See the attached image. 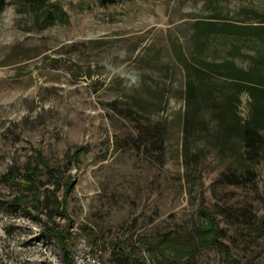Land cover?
<instances>
[{"label": "rangeland", "instance_id": "rangeland-1", "mask_svg": "<svg viewBox=\"0 0 264 264\" xmlns=\"http://www.w3.org/2000/svg\"><path fill=\"white\" fill-rule=\"evenodd\" d=\"M5 1L0 264H64L60 245L44 229L67 224L73 258L83 239L105 264H111L116 246L135 260L131 264H154L137 240L170 231L189 237L201 192L237 261L264 264V237L247 223L264 220V161L256 167L254 184L218 181L231 154L211 148L205 133L199 139L185 136L187 73L175 57L178 47L187 56L230 58L248 69L264 56V37L217 30L203 36L197 48L193 27L199 21L264 28V0H55L66 15L54 13L52 24L26 11L22 0ZM217 82L229 89V83ZM239 97V112L247 119L250 98ZM155 123L167 129L163 150L148 143L133 148L132 140L140 139L138 125ZM85 146L89 152L81 161L73 159ZM37 150L61 183L73 180L66 199L69 217L45 208V196L54 189L49 174L40 179L41 209L23 187L2 179L10 169L20 176ZM58 196L63 199L62 188ZM20 197L25 202L12 205ZM187 246L180 253L195 249V264H226L217 248Z\"/></svg>", "mask_w": 264, "mask_h": 264}, {"label": "trees", "instance_id": "trees-1", "mask_svg": "<svg viewBox=\"0 0 264 264\" xmlns=\"http://www.w3.org/2000/svg\"><path fill=\"white\" fill-rule=\"evenodd\" d=\"M22 2L26 11L34 13L37 18L43 16L50 24L53 23L51 19L54 13L61 11L62 15H66L63 6L55 0L51 3L43 0H22ZM6 7V1L0 0V13ZM193 28L194 33L191 41L196 42L197 48L201 47L203 36L217 30L222 34L248 35L259 39L264 37V28L254 25L223 24L217 27L212 22L198 21ZM175 57L187 73L185 84L187 108L183 119L185 136L199 139L201 135L206 134L205 141L211 148L218 149L223 155L231 154L232 163L227 166L228 170L219 177L220 183L238 187L254 184L258 174L256 167L264 161V56L256 57L255 62L248 69L237 65L230 58L217 61L207 60L197 54L187 56L178 47H175ZM218 80L229 83V89H224L222 85L218 84ZM240 94H246L250 98V113L247 119H243L239 112ZM138 128L141 132L140 139L132 140L133 148L139 150L142 145L148 143L155 151L163 150L167 131L163 125L160 123L150 126L141 124L138 125ZM88 152L87 146L78 148L73 152V159L81 161V158ZM35 157V161L28 162L20 176L15 175L13 169H10L2 179L23 187L28 196L31 195L33 200L38 203V208L41 209L43 202L40 200L42 196L39 186L40 179L44 173L49 174L53 180L54 189L45 196V208L49 209L51 213L69 217L66 199L71 192L73 180L61 183L60 178L44 159L41 150L36 151ZM61 188L64 190L63 199L58 196V191ZM200 198L199 209L196 211V227L189 237L180 238L174 231H170L160 233L155 238H139L137 240L142 245H146L154 264H195L193 261L195 249L191 247L186 254L180 253L182 246L188 248L187 245L192 244L208 249L217 248L223 254L226 264H240L233 254L231 246L224 240V229L216 212L207 207L202 192ZM24 202L25 200L20 197L11 203L15 206V204ZM247 223L252 225L260 236L264 237V220L254 223L249 218ZM69 231V224L63 229L46 225L44 235L53 237L60 245L64 264H75V258H73L71 246L68 243ZM111 257V264L135 262L130 257H123L117 246Z\"/></svg>", "mask_w": 264, "mask_h": 264}, {"label": "built area", "instance_id": "built-area-1", "mask_svg": "<svg viewBox=\"0 0 264 264\" xmlns=\"http://www.w3.org/2000/svg\"><path fill=\"white\" fill-rule=\"evenodd\" d=\"M79 247L74 255L75 264H105L92 254V249L86 243L85 240L81 239ZM96 256V255H95Z\"/></svg>", "mask_w": 264, "mask_h": 264}]
</instances>
